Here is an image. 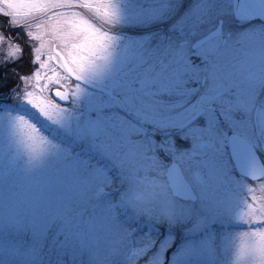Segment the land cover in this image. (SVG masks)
Segmentation results:
<instances>
[{
    "label": "snow or ice",
    "instance_id": "1",
    "mask_svg": "<svg viewBox=\"0 0 264 264\" xmlns=\"http://www.w3.org/2000/svg\"><path fill=\"white\" fill-rule=\"evenodd\" d=\"M0 70V264H264V0H0Z\"/></svg>",
    "mask_w": 264,
    "mask_h": 264
},
{
    "label": "rangeland",
    "instance_id": "2",
    "mask_svg": "<svg viewBox=\"0 0 264 264\" xmlns=\"http://www.w3.org/2000/svg\"><path fill=\"white\" fill-rule=\"evenodd\" d=\"M243 196L235 189L234 196L230 204V211L237 206L238 201L242 200ZM7 212V208L0 209ZM234 231V230H233ZM0 239L7 242L6 233L0 235ZM235 249V241L230 239L229 236H225L223 240L217 244V253L215 257V264H230L233 256L232 253ZM36 251L38 253L39 264H64L65 258L68 264H81L80 245L79 241L73 236L66 242H61L55 239H49L45 241L43 238L36 242ZM111 249H105L96 257L95 264H106L104 256L110 252ZM88 257H84V264H88ZM26 264H30L29 260H26Z\"/></svg>",
    "mask_w": 264,
    "mask_h": 264
},
{
    "label": "flooded vegetation",
    "instance_id": "3",
    "mask_svg": "<svg viewBox=\"0 0 264 264\" xmlns=\"http://www.w3.org/2000/svg\"><path fill=\"white\" fill-rule=\"evenodd\" d=\"M264 183V180H253L251 177L248 176H242L240 178V183L239 185L235 188L238 193H241V196H243L242 200L238 201V204L236 207H234L231 212L232 213H236L237 211L241 210L245 204V202L248 200V197L250 195V193L247 191L246 186H255L258 184ZM257 195H264V193H260L259 191H257L256 193Z\"/></svg>",
    "mask_w": 264,
    "mask_h": 264
},
{
    "label": "trees",
    "instance_id": "4",
    "mask_svg": "<svg viewBox=\"0 0 264 264\" xmlns=\"http://www.w3.org/2000/svg\"><path fill=\"white\" fill-rule=\"evenodd\" d=\"M0 71H2V70H0Z\"/></svg>",
    "mask_w": 264,
    "mask_h": 264
},
{
    "label": "water",
    "instance_id": "5",
    "mask_svg": "<svg viewBox=\"0 0 264 264\" xmlns=\"http://www.w3.org/2000/svg\"><path fill=\"white\" fill-rule=\"evenodd\" d=\"M238 212V211H237Z\"/></svg>",
    "mask_w": 264,
    "mask_h": 264
}]
</instances>
